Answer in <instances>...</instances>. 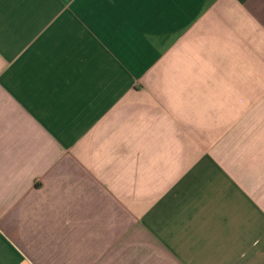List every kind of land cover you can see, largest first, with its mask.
Wrapping results in <instances>:
<instances>
[{
    "label": "crops",
    "instance_id": "0c3cea01",
    "mask_svg": "<svg viewBox=\"0 0 264 264\" xmlns=\"http://www.w3.org/2000/svg\"><path fill=\"white\" fill-rule=\"evenodd\" d=\"M0 264H264V0H0Z\"/></svg>",
    "mask_w": 264,
    "mask_h": 264
}]
</instances>
